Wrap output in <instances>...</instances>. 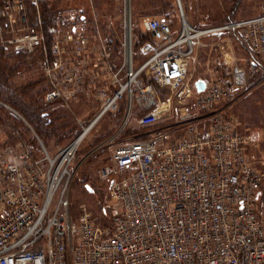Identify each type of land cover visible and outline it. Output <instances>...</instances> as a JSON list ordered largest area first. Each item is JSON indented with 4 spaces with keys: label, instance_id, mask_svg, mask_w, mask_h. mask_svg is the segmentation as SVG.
<instances>
[{
    "label": "built area",
    "instance_id": "2783aa9c",
    "mask_svg": "<svg viewBox=\"0 0 264 264\" xmlns=\"http://www.w3.org/2000/svg\"><path fill=\"white\" fill-rule=\"evenodd\" d=\"M47 1L0 0V43L28 55L45 53L42 66L51 85L44 100L51 103L73 99L84 89L86 64L111 62L110 50L101 53L97 40L73 18L67 30L48 27ZM124 18L123 59L111 82L115 89H97L101 106L94 117L79 122V133L54 153L0 98V116L4 110L15 114L37 141L32 146L19 139L0 148V264H264V157L248 151L250 136L237 120L216 110L246 83V70L229 45L223 81L204 79L197 90L188 75L194 41L221 29L235 30L258 57L259 64L252 61L250 67L264 72V6L258 14L213 28L194 27L182 16L177 32L165 17L143 15L141 32L148 39L141 43L145 59L137 66L128 7ZM143 74L150 81L144 82ZM153 84L179 103L181 136L165 142L157 130L146 140L117 145L99 171L115 202L108 207L110 224H94L86 206L74 218L69 196L79 146L125 96L128 109L145 110L140 126L156 123L168 108L158 104Z\"/></svg>",
    "mask_w": 264,
    "mask_h": 264
},
{
    "label": "rangeland",
    "instance_id": "374dc122",
    "mask_svg": "<svg viewBox=\"0 0 264 264\" xmlns=\"http://www.w3.org/2000/svg\"><path fill=\"white\" fill-rule=\"evenodd\" d=\"M131 1L132 10L130 0L47 1V7H50L49 10L55 8V6L57 7V4L61 7H66L69 11H74L78 7L87 6L90 10L89 15L92 17L91 27L88 26L90 28H86L79 23L75 24L82 27V30L91 39L97 40L101 53L104 51L107 52V49L110 50L111 62V64H106L100 61L99 64H86L85 67H82L86 70L82 78L84 89L78 92L75 98L67 101L56 100L49 103L44 100V93L51 85L42 66L45 53L34 54L32 56L35 60L34 68L32 67L30 70L25 71L24 74L16 77L17 85L31 82L38 77H44L43 79L46 85L44 82L43 84L44 88L46 86V89L43 91L42 101L50 104L49 111L53 113V120L55 124L63 126V132L66 133L70 128L68 130L71 133L70 136H63L64 134L61 136L51 135V137L47 138V143L44 145L47 146L46 148L50 153L57 151L69 142L75 134L77 135L79 133V122H87L94 117L101 106V100L97 94L98 88L106 87L108 92L115 89L111 82L114 78L113 73L121 65L119 62L123 59L124 54L123 34L125 33V7H128L130 10L133 32L131 46L134 64L137 66L145 59V54L141 52L140 48L141 43L147 40V35L141 32L140 17L143 15L156 16L155 13L145 11L150 9H166L164 14L169 16L165 18L170 21L172 31L177 32L181 27L182 15L194 27L213 28L220 27L232 20L258 14L264 6V0H240L234 11V17L226 20L225 15L230 11L229 9L236 0H180L181 10L179 9V2L177 0ZM168 1L172 2L173 5L168 6ZM43 15L44 18L46 15V20L49 21L48 14L43 13ZM49 22L48 27L60 26L66 30L72 23L69 21ZM104 27L110 28V49L107 43L108 35L101 34ZM118 39L120 46L116 44ZM229 45L233 49L236 63L246 70L247 80L237 91L220 102L216 110L225 118L237 120L239 130L250 136L248 151L254 152L258 156L260 155L259 157H264V72L262 69H253L250 67V62L252 61L255 64H259L258 57L242 42L237 32L233 29L206 32L199 40L194 41L188 75L191 81H196L197 79L210 80L211 78L223 81L229 70V67L226 65L227 63L224 61L225 50ZM144 77L147 80L150 79L149 75L146 76L143 74L142 80ZM153 87L155 88L158 104L165 105L168 108L156 123L145 127L140 126L138 118L145 110L138 105H133L131 109H128L127 96H125L119 101L118 109L100 117L82 141L72 161L75 174L72 178L69 198L70 209L74 218H78L81 207L86 206V210L94 224L98 226H107V224H110L107 216L109 214L108 207H112L115 202L109 200L107 193L108 180L102 179L99 171L100 168L111 162L112 150L117 145L136 140H146L151 137V132L157 130L164 133L165 142L172 141L181 136L184 127L180 117L179 103L174 100L172 92L168 89L156 84H153ZM193 109L195 110L196 108L194 107ZM198 113L202 115L206 114L201 109ZM20 121V125H18L17 123L8 122L3 117L0 118V148L16 145L20 140L27 142L28 138H31L32 142H34L35 139L33 138H35V135L32 129L23 120ZM11 126H16L18 129L21 127L22 137L20 135L17 138L14 137V141L13 138L6 141L8 137L6 130L10 129ZM24 136L27 138L25 139L26 141L24 140ZM42 142L45 143L43 140ZM263 192L264 183L260 188L261 198L264 195ZM105 206L106 209L103 212Z\"/></svg>",
    "mask_w": 264,
    "mask_h": 264
},
{
    "label": "trees",
    "instance_id": "16d2710c",
    "mask_svg": "<svg viewBox=\"0 0 264 264\" xmlns=\"http://www.w3.org/2000/svg\"><path fill=\"white\" fill-rule=\"evenodd\" d=\"M239 1L240 0H236L233 2V6H231V8L229 9L230 11L225 15L226 20H230L234 17V11L236 10ZM167 5L172 6L173 3L168 1ZM130 6L132 10L131 0ZM43 8V13L48 14L49 21L51 22H67L70 21L68 18H73V23H79L81 24V26L83 25L86 28H90L92 25V17L91 15H89L90 10L87 6L78 7L77 9H74V11H69L66 7H61L57 4V7L55 6V8H51L49 10L50 7H47L46 3ZM165 10L166 9H150L145 12L155 13L157 14L156 16L168 17L169 15L164 14ZM49 21L46 20L45 15V22L47 25L50 24ZM109 29L110 28L104 27V29H102L101 31V34L105 36L108 35V38H106L109 45L108 47L110 49L111 37L109 36ZM116 44L117 46H120L119 39L116 41ZM32 56L33 55L15 52L14 50L8 48L5 44L0 43V98L17 110L37 132L36 134L41 137V140L45 142L43 144H46L47 138L51 137V135L61 136L64 134L63 136H70L71 133L70 131L68 132L70 128L65 133L62 130L63 126L55 124V121L53 120V113L49 111L50 104L44 103L42 101V94L44 89H46V86L44 88V84L46 85L43 79L44 77H38L31 82H25L17 85L16 77L20 74H24L25 71L30 70L33 67L35 60ZM143 80L145 82L150 81V79L147 80L146 77H144ZM2 114L0 118L3 117V119L8 120V122H13L14 124L17 123L18 125H20V118L15 114L7 110H4ZM20 128L18 129L16 126H11L10 129H7L6 133L8 134V137L6 138V141H8V139L10 138H13L14 141V137L17 138V136H20L22 133V130ZM25 139L27 138L25 137L24 140ZM27 143L31 144L32 146L37 145L36 139L34 140V142H32L31 138L27 139ZM261 202L264 204V195L261 198Z\"/></svg>",
    "mask_w": 264,
    "mask_h": 264
},
{
    "label": "water",
    "instance_id": "95a60500",
    "mask_svg": "<svg viewBox=\"0 0 264 264\" xmlns=\"http://www.w3.org/2000/svg\"><path fill=\"white\" fill-rule=\"evenodd\" d=\"M179 9L181 10V7H180ZM182 16H183V15H182ZM183 19L185 20L184 17H183ZM204 84H205V82H204L203 79H197V80L195 81V86H196L197 90H201V89H203Z\"/></svg>",
    "mask_w": 264,
    "mask_h": 264
},
{
    "label": "bare ground",
    "instance_id": "6f19581e",
    "mask_svg": "<svg viewBox=\"0 0 264 264\" xmlns=\"http://www.w3.org/2000/svg\"><path fill=\"white\" fill-rule=\"evenodd\" d=\"M127 23H128V20H127ZM204 80V79H203Z\"/></svg>",
    "mask_w": 264,
    "mask_h": 264
},
{
    "label": "crops",
    "instance_id": "0c3cea01",
    "mask_svg": "<svg viewBox=\"0 0 264 264\" xmlns=\"http://www.w3.org/2000/svg\"><path fill=\"white\" fill-rule=\"evenodd\" d=\"M157 15V14H156Z\"/></svg>",
    "mask_w": 264,
    "mask_h": 264
}]
</instances>
